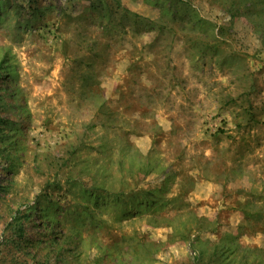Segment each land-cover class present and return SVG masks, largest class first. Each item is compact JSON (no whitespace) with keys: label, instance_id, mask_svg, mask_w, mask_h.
I'll list each match as a JSON object with an SVG mask.
<instances>
[{"label":"rangeland","instance_id":"obj_1","mask_svg":"<svg viewBox=\"0 0 264 264\" xmlns=\"http://www.w3.org/2000/svg\"><path fill=\"white\" fill-rule=\"evenodd\" d=\"M0 264H264V0H0Z\"/></svg>","mask_w":264,"mask_h":264},{"label":"trees","instance_id":"obj_2","mask_svg":"<svg viewBox=\"0 0 264 264\" xmlns=\"http://www.w3.org/2000/svg\"><path fill=\"white\" fill-rule=\"evenodd\" d=\"M247 8H249V7H247Z\"/></svg>","mask_w":264,"mask_h":264}]
</instances>
